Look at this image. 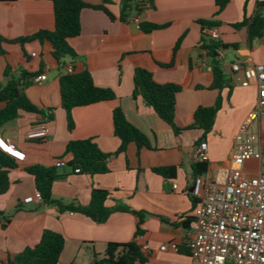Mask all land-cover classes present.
<instances>
[{
    "label": "crops",
    "instance_id": "1",
    "mask_svg": "<svg viewBox=\"0 0 264 264\" xmlns=\"http://www.w3.org/2000/svg\"><path fill=\"white\" fill-rule=\"evenodd\" d=\"M83 1L94 5L104 2ZM136 1L142 7L137 15L140 22L168 24L167 27L145 33L134 21L135 14L121 18V0H108L105 5L114 19L102 10L84 9L80 16L81 33L69 40L76 55L65 57L63 63L52 56L48 42H10L40 29L54 28L51 0L0 2V39L7 40L4 44L0 41V89L6 81L7 66L16 74L26 70L46 75L44 80H32L23 87L40 112H21L0 127V135L26 153L23 161L9 169V188L0 194V211L4 213L0 217V261L37 244L45 229L65 236L58 264H92L93 253L103 254L109 242L134 239L138 218L132 212L115 211L105 222L98 223L83 214L61 213L55 203L24 202L25 197L37 193L34 177L25 170L26 166H54L59 159L68 163L71 157L65 150L70 140L94 138L99 148L110 155L108 171L88 174L75 172L68 165L60 167L62 176L52 184L53 198L88 205L93 189H107L111 193L107 206L127 205L145 212L144 234L138 240L149 245L145 250L147 264L191 263L188 240L197 204L193 183L198 175L193 169L197 161L194 148L207 142L205 173L222 180L232 164L234 136L259 99L255 83L243 86L236 77L243 74L245 67L264 63V35L251 40L248 33L257 3L264 0H230L218 15L215 0ZM200 19L218 21L222 41L237 45L223 50L221 64L228 84L221 90L210 88L213 75L205 51L200 48ZM243 21L246 24L234 26ZM180 36L183 38L175 65L163 66L171 61L172 48ZM233 63L240 66L238 71L232 69ZM69 65L77 72L88 69L97 86L111 88L116 95L112 100L73 108L71 131L61 106L59 86V77ZM136 67L149 69L160 82L184 85L177 95L175 111L181 132L175 133L142 97L133 96ZM219 95L222 105L212 130L204 133L201 128L190 127L196 109L213 105ZM116 106L122 107L126 118L148 137L150 148H143L138 154L136 146L130 144L125 153L117 152L120 141L114 135L112 120ZM49 111L48 136L27 138L28 131L41 124ZM251 129L259 135L257 148L261 149L264 116L254 121ZM161 166H175L176 172L172 177H163L153 171ZM243 171L249 176L264 172V153L262 158L246 161ZM161 245H166V249L162 250Z\"/></svg>",
    "mask_w": 264,
    "mask_h": 264
},
{
    "label": "trees",
    "instance_id": "2",
    "mask_svg": "<svg viewBox=\"0 0 264 264\" xmlns=\"http://www.w3.org/2000/svg\"><path fill=\"white\" fill-rule=\"evenodd\" d=\"M16 0H0V2H12ZM54 7V28L40 29L37 32L13 39L22 44L38 40L48 42L51 46L52 56L58 63H63L67 56H75V50L70 45L69 40L81 33V12L86 8L102 10L114 19V15L106 7L108 0L101 4H90L83 0H51ZM230 0H215L218 9L216 15L224 9ZM142 7L136 0H121V18L125 19L130 15H138ZM234 24L240 27L245 23ZM202 36L200 48L205 51L208 63L211 66L213 80L211 89L221 90L228 84L226 73L218 57L219 49H226L230 46L237 47L235 43H226L219 39H211L204 34L206 27H219L220 23L211 19H200ZM168 24H156L151 22H140L139 27L145 33L167 27ZM249 38H260L264 35V1L257 3V10L248 25ZM183 36H180L172 48L171 61L162 64L166 67L175 65L176 52L181 45ZM39 72H28L21 70L19 74L11 71L7 66L4 71L5 83L0 89V127L7 121L18 117L21 112L38 113L40 110L34 105L24 93L23 87L31 84L32 80ZM61 106L67 114L68 129L74 128L72 109L77 106H85L100 101L112 100L116 97L111 88L99 87L94 83L93 77L88 69L77 72L65 71L59 77ZM184 85L175 82H160L156 80L152 71L144 67H136L134 72V97H142L143 100L153 108L155 113L166 123H168L175 133L183 129L176 125V103L177 95L182 91ZM222 105V97L219 95L216 102L211 106H199L194 113V122L190 127H198L208 133L212 130L215 117ZM51 118V115H50ZM114 135L119 139L118 153H125L130 144H134L138 154L143 148H150L148 137L133 125L127 118L120 106H116L112 111ZM66 154L70 155L67 163L74 170L80 168L81 172L88 174L105 173L108 171L107 158L109 154L104 153L95 142L94 138L70 140L66 145ZM19 160L6 152L0 150V194L9 188V169L18 165ZM58 166H45L33 164L25 167V170L33 175L37 192L42 195L43 201L55 203L59 211L83 214L94 222H105L110 214L115 211H128L134 213L138 220L134 239L128 242H109L103 254L94 252L92 264H147L149 257L143 249V244L138 237L144 234L142 224L145 219V212L131 209L127 205L116 204L107 206L106 201L110 196L107 189H93L91 200L88 205H81L71 201L64 203L52 196V184L54 180L60 178L62 174ZM196 174H203L208 170V161L199 160L193 164ZM153 171L163 177H172L176 172L175 166L154 167ZM0 211V217L3 216ZM65 236L62 232L45 229L37 244L26 246L23 250L0 264H58L60 255L64 248Z\"/></svg>",
    "mask_w": 264,
    "mask_h": 264
},
{
    "label": "built area",
    "instance_id": "3",
    "mask_svg": "<svg viewBox=\"0 0 264 264\" xmlns=\"http://www.w3.org/2000/svg\"><path fill=\"white\" fill-rule=\"evenodd\" d=\"M134 21L140 24L135 15ZM205 35L211 39L221 38L218 27H206ZM218 59L223 60V50H218ZM36 56V53H32ZM238 71L240 66L232 64ZM68 72L74 71L72 65ZM45 74L37 75L33 80L40 82ZM236 79L243 86L255 83L259 99L234 136L232 164L222 180L212 178L208 173L198 174L194 178L192 194L197 202L193 219L190 222V264H264V172L257 175H245L244 163L253 158H262L264 143L261 149L259 135L251 129L254 121L264 116V63H253L243 69V74ZM49 111L41 124L31 128L27 133L29 139H44L48 136L47 122ZM207 142L203 141L194 148V157L207 160ZM0 150L23 161L26 153L15 143L0 135ZM58 167L67 165L64 159L55 163ZM75 172H81L75 168ZM42 195L37 192L24 198V202H40ZM162 250L166 245H161ZM143 249H149L143 244Z\"/></svg>",
    "mask_w": 264,
    "mask_h": 264
},
{
    "label": "rangeland",
    "instance_id": "4",
    "mask_svg": "<svg viewBox=\"0 0 264 264\" xmlns=\"http://www.w3.org/2000/svg\"><path fill=\"white\" fill-rule=\"evenodd\" d=\"M0 41L4 44V41H7V40L6 39H0ZM10 42H15V41H10ZM18 43H20V42H18Z\"/></svg>",
    "mask_w": 264,
    "mask_h": 264
}]
</instances>
